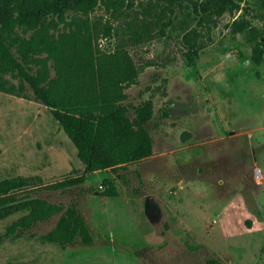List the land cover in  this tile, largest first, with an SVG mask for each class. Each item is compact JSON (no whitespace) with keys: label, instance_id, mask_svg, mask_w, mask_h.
I'll list each match as a JSON object with an SVG mask.
<instances>
[{"label":"rangeland","instance_id":"obj_1","mask_svg":"<svg viewBox=\"0 0 264 264\" xmlns=\"http://www.w3.org/2000/svg\"><path fill=\"white\" fill-rule=\"evenodd\" d=\"M128 1L113 14L98 5L89 20L108 19L117 30L134 18L154 20L163 4ZM203 1L168 2L163 35L152 25L149 37L125 43L141 67L124 90L128 115L151 100L152 154L77 184L16 193L75 203L91 242L43 239L58 213L6 234L24 213L16 211L0 219V264H264V0H234L219 16L202 11ZM234 19L245 29L232 32ZM130 30L98 33L96 43L111 50ZM25 93L0 90V179L39 175L48 184L83 174L71 140L28 86ZM105 177L116 195L99 194Z\"/></svg>","mask_w":264,"mask_h":264},{"label":"trees","instance_id":"obj_2","mask_svg":"<svg viewBox=\"0 0 264 264\" xmlns=\"http://www.w3.org/2000/svg\"><path fill=\"white\" fill-rule=\"evenodd\" d=\"M152 2H163L154 20L134 18L133 23L115 30L110 20L97 25L88 15L98 5L113 14L128 8V0H0V90L27 98L28 86L71 140L84 165L83 174L48 184L39 175L0 179V219L24 211L7 226L6 234H20L58 213L43 239L59 244L90 243L92 236L75 203L63 206L39 196L18 197L17 191L77 184L87 173L107 167L125 168L152 154V138L146 127L152 102L148 99L132 107L131 117L124 91L137 82L141 70L125 43L149 37L152 25L163 35L169 22L165 19L166 8L172 0ZM234 4V0H205L201 8L207 15L219 16L232 10ZM243 29V23L232 21V32ZM125 30H130L126 39L115 43L111 50H101L96 43L98 33L106 36ZM193 46L189 45L185 53L188 62ZM262 47V41L256 39L255 61L261 60ZM6 75L18 82H11ZM101 184L99 194H117L112 179L105 177Z\"/></svg>","mask_w":264,"mask_h":264}]
</instances>
